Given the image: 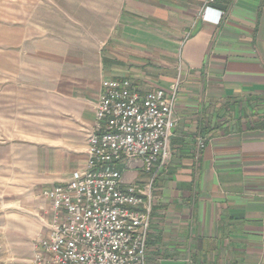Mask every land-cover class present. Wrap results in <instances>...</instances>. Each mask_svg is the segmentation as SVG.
<instances>
[{"label": "crops", "instance_id": "0c3cea01", "mask_svg": "<svg viewBox=\"0 0 264 264\" xmlns=\"http://www.w3.org/2000/svg\"><path fill=\"white\" fill-rule=\"evenodd\" d=\"M205 6L121 0L104 60L75 42L50 77L44 61L36 71L27 59L16 65V51L0 50V116L47 122L35 144L0 150V233L14 234L8 264H29L49 233L43 190L85 170L103 83L112 80H130L142 94L178 88L172 155L153 189L148 263L264 264V0H224L215 6L218 25L217 12L203 20ZM46 53L43 44L22 56ZM199 140L207 146L197 159ZM124 180L148 179L138 169Z\"/></svg>", "mask_w": 264, "mask_h": 264}, {"label": "built area", "instance_id": "2783aa9c", "mask_svg": "<svg viewBox=\"0 0 264 264\" xmlns=\"http://www.w3.org/2000/svg\"><path fill=\"white\" fill-rule=\"evenodd\" d=\"M223 1L206 0L203 20L217 12L211 23L220 24L215 6ZM177 89L142 94L130 80L103 83L87 166L66 185L43 191L52 219L30 264H149L153 189L172 155ZM206 146L198 141L197 159ZM138 169L149 180L125 182L124 173Z\"/></svg>", "mask_w": 264, "mask_h": 264}, {"label": "rangeland", "instance_id": "374dc122", "mask_svg": "<svg viewBox=\"0 0 264 264\" xmlns=\"http://www.w3.org/2000/svg\"><path fill=\"white\" fill-rule=\"evenodd\" d=\"M120 2L121 0H0V50L16 51L13 57L15 64L20 65L27 59L36 66V71L38 65L42 68L44 61L48 77L56 74L54 70L63 59L59 54L75 42L83 53L92 46L95 47L98 56L104 60V51L109 43L106 37L115 26L113 21ZM71 17L79 18V24ZM44 29L46 40L42 37ZM37 34H41V40ZM43 44L47 51L45 58L22 56L24 52H37L42 49ZM17 51L20 52L17 54ZM3 56L0 55V60L3 59L5 64L6 57ZM86 58V55L79 57L80 61ZM16 70L20 68L17 67ZM32 75H35L33 70ZM5 98V90L0 89V103L5 104ZM46 128L44 116H0V150H12L11 147H15L16 151L17 147L35 144L33 142L37 141V136L42 131L44 133ZM1 155L5 156L6 153L0 151V157ZM18 155L22 153L15 152V156ZM2 160L0 158V167L5 168V164H1ZM146 176L149 180L150 177ZM13 236L14 234L0 233V264H8L12 259L9 240Z\"/></svg>", "mask_w": 264, "mask_h": 264}]
</instances>
